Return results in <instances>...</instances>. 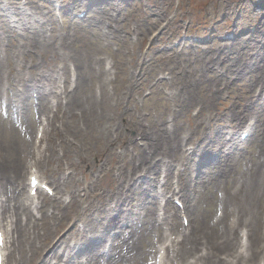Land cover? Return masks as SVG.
I'll return each mask as SVG.
<instances>
[{
  "label": "rangeland",
  "instance_id": "1",
  "mask_svg": "<svg viewBox=\"0 0 264 264\" xmlns=\"http://www.w3.org/2000/svg\"><path fill=\"white\" fill-rule=\"evenodd\" d=\"M0 1L6 3L10 0ZM31 1L41 9L23 8L22 3L25 2L24 7H28L30 0L20 1L23 11L22 30L16 33H0V59L4 57L5 50L11 60L10 67L13 68L11 80L17 82V85L52 83L57 87L68 83L72 87L77 81L78 69V77L84 82L80 99L81 96L90 97L93 91L97 90L95 85L107 82L109 90L114 88L122 97L120 106L109 108L108 115L113 123L117 124L119 132L134 139L136 147H132L131 143L126 145L133 154L137 172H142V168L147 169L150 177H157L165 172L166 168L160 166L159 160L148 166L135 156L136 153L143 152L149 159L163 155L151 151L146 142L137 135L140 132L136 131V127L150 129L149 132L154 133L163 126V121L170 118L173 119V128L180 134L194 135L195 131H198V134L205 135L198 144L186 145L189 150L199 146V151H196L194 156L184 162V159L177 155L172 162L168 179L171 189H177L179 193L174 173H183L185 169L184 176H189L188 185L191 184L189 190H186L188 194H185V201H191L189 214L194 217L190 222L191 236L193 230H196L193 238H199L202 231L209 232L215 224V213L219 214L216 213L218 217H223L220 212L222 210L217 206L221 197L225 196V193H232L238 187L245 177L243 173L248 172L247 166L257 158L262 129L264 132V0H108L104 6H94L92 13L88 12L89 14L82 19H76L75 15L87 8L83 4L93 1L95 3L96 0ZM56 4H64L66 7L58 8L56 14ZM71 4L76 6L73 12L68 8ZM258 34L260 38L245 40L248 35ZM32 35L34 41L28 42ZM186 39L191 43H183ZM34 47L41 57L37 55L31 60L29 51ZM208 58L212 60L207 61ZM2 60L3 63L0 60L1 83L6 87L9 67L5 59ZM106 60L113 64L108 70L105 69ZM92 66L95 68L94 74ZM63 69H67V74L63 73ZM80 70H89L92 74L85 77L87 74L81 75ZM139 76L142 77L141 84L133 89L130 82L136 83ZM158 79L165 82L155 85ZM59 90L62 96L63 88ZM2 94L1 97H4ZM253 95L262 97L257 101V107L253 103ZM51 96L52 94L48 96L49 110L43 113L35 111L41 104L38 94L35 91L29 92L28 100L25 101L27 105L23 109L24 119L26 118L23 127L22 124L18 125L14 115L0 111V159L8 156L9 149L12 148L18 153L14 159L16 161L13 160L16 165L22 167L29 164L30 157L26 156L24 142L27 143L34 137L35 125L42 112L47 135L40 144V149L45 150L49 144H53L56 151L54 153L60 154L63 137L73 140V145L78 147L80 155L70 154V157H73L70 161L74 162L72 168L80 169L78 178L81 181L83 175L87 174L90 178L92 176L89 171L92 165L97 163L96 155L99 150L106 155L109 153L104 151L107 144L106 135L101 133L96 125L75 135V127L82 126L79 107L74 103L68 110L69 105L60 101L62 109L55 114L54 106L57 101L50 105ZM200 96L204 99L207 97L206 109L202 107ZM254 108L263 116V119L259 118V123L257 121L259 124L257 130H253L251 126L253 124L251 114L244 115L246 112L255 111ZM12 111L15 112V108ZM53 114L56 120L50 124ZM237 117H240L239 120H236ZM133 121L138 122V125L133 124ZM27 123L30 124V127L28 126L30 134L24 135ZM249 128L250 136L245 141H240V133ZM219 146L226 147L220 149ZM229 147L236 149L228 153ZM72 148L75 149L74 146ZM115 151L114 149V153ZM86 153L89 157L86 158V162H82L81 159ZM261 155L264 158V147ZM127 161L128 158L122 155L115 163L122 166ZM125 166L129 167L128 164ZM152 170L158 172L151 174ZM69 172L70 170H67V173ZM40 174L45 182L53 186L52 181L57 177L56 165L53 163L48 166L47 171L45 168L40 170ZM93 175L95 177V174ZM161 178V182H165V178L163 176ZM150 180L153 184L157 182L154 178ZM24 183L26 185V181ZM84 183L88 186L90 180ZM94 184V188L100 184L106 187V177H103L102 183ZM152 189L157 190L156 187ZM135 190L133 196L140 195V192ZM148 194V198H151L152 192ZM163 195L165 197H157L155 206L165 204L166 199L174 206V197L170 200L172 193L164 190ZM49 198L46 196L45 200ZM37 203L38 206L43 205L42 199H37ZM138 209L133 212L141 216L145 214L143 209L141 211ZM45 210L47 213L51 212L50 204L45 206ZM154 210L155 207L152 209V217ZM226 211L230 216L236 214L230 203L227 204ZM35 215L39 217L40 213L37 214L35 211ZM146 215L151 218L149 214ZM230 216L226 217L228 222L231 220ZM169 218V222L178 228L180 219L172 222L171 217ZM6 220L9 221L7 218ZM36 222L38 229L35 233L29 231V235L23 239L21 249L23 245H28L27 243L37 245L39 242L36 234L43 233L40 227L42 221L39 219ZM46 223L51 229L56 227L60 232L57 237L69 232L67 231L69 225L61 222L60 217L55 221L49 216ZM57 223L60 225L56 226ZM12 227L9 224L10 241L13 236ZM126 229L127 236L131 229L130 227ZM237 231L244 233L245 229L241 227ZM170 237L174 239V236ZM151 239L149 237L143 243L145 251L149 250L147 243L152 242ZM54 245L52 238L46 240V246L52 248ZM256 245L257 242L253 241V246ZM260 246L264 250V243ZM122 251L125 254V246ZM6 252L8 256L5 264H15L14 260L19 257L18 251H13L8 245ZM47 252L48 249L42 258L48 256ZM24 254L29 257L32 253L24 250ZM37 256L38 254H34V257ZM188 259H191V255ZM55 262L57 260L51 259L52 264ZM141 262L142 264L150 262L148 254ZM246 264L263 263L259 259H247Z\"/></svg>",
  "mask_w": 264,
  "mask_h": 264
},
{
  "label": "bare ground",
  "instance_id": "2",
  "mask_svg": "<svg viewBox=\"0 0 264 264\" xmlns=\"http://www.w3.org/2000/svg\"><path fill=\"white\" fill-rule=\"evenodd\" d=\"M13 1V4L18 5L19 0ZM32 8L37 10L36 7ZM13 14L17 19L11 23L16 24L22 22V12L19 8L0 2L1 33L15 32L13 27H16V25L10 26L8 20V18H14ZM259 36L260 34L256 36L248 35L245 37V40L256 39L257 37L260 38ZM32 49L41 55L37 48L34 47ZM211 60V58L207 59V61ZM12 72L13 70L10 68L9 74L11 75ZM87 73H89V70H80L81 75ZM140 80V77L137 78V82ZM132 82L130 83V87L133 88ZM1 86L0 82V96L2 91ZM39 87L41 99L49 93H54L55 96L58 95L56 92L52 91V88L48 90V87L45 85H39ZM83 88L84 82L79 79L75 87L71 89L69 93H65L63 98L66 100V104L71 105L76 103L80 109V119L85 128L75 127V135L93 128L94 125H96L101 133H107V144L104 146V151L109 153L106 155L99 150L96 155L97 163L93 165L91 172V174L94 173V169H96L104 178L106 177L107 185L106 187L101 184L96 185L94 191L88 189V186L80 190V185L83 184V181L88 179L87 174L86 176L84 175L82 181L77 178V173L74 172V170L65 176L64 171L66 168L63 167V164L60 166L59 164L65 160L67 162V167L71 165V148L67 139L63 141L61 157L54 153L55 149L53 145H49L48 148L45 149V152L49 153L45 155L42 151L37 150L36 143L31 144L28 141L27 143L23 141L26 144V156L31 158V162L29 165L25 164L22 167L15 164L14 161L16 160L14 159H16L18 153L10 148L8 156H4L0 159V213L6 214L4 217L12 219L11 225L13 224L14 226L11 242L7 241V223L5 224L4 231L0 226V232L5 234V249L9 243L12 246V250H17L19 253V257L14 260L15 264H20V262H22V264H33V262L34 264H52L51 259L57 260L55 264H142L141 261L145 259L146 254L149 255L153 251L156 254L157 251L155 252L154 244L166 240L164 239L162 229L158 228L154 222L151 224L153 218L150 208L154 206V201L147 199L146 193L150 190L152 184L149 181H141L143 177L149 178L147 174L149 170L143 169V172L147 171L146 174L136 175L138 168L134 166L135 162L132 157L129 156L126 147L122 148L121 152L114 153V148L117 144H124L131 141V138H129L127 134L119 132V128L115 123H111L107 120L109 119L108 109L113 105L119 107V102L122 97L117 94V90L114 88H112L110 94L107 83L101 82L98 85L99 94H96L94 91L90 97L86 96L87 98H82L81 96L80 99V91H82ZM28 89H34V87H28ZM76 89L79 90V92H75ZM11 90L13 91L12 97L15 99H10L8 104H13V107L15 103L22 106L26 98H22L18 95L20 89L11 86ZM65 90L67 89L65 88ZM261 99L262 97H260V95H258V97L255 95L252 99L256 107L257 101ZM200 100L203 109H206L208 107L207 97L204 99L203 96H200ZM41 106L45 109V106ZM58 109L59 105L56 107V110ZM255 110H257V108ZM250 113L255 115L254 118L256 122L259 117L258 111L246 112L244 115L249 116ZM55 114H57V111ZM20 116L23 120L22 113ZM239 118L240 117H237L236 120H239ZM260 118L263 119L262 114ZM24 123H26V121H24ZM133 124L138 125V122L133 121ZM255 125L257 127L259 126V124ZM172 126V121H167L154 133L136 127V131L140 132L139 135L145 140L151 151L160 152L163 155L161 163H163L165 167L169 166L170 168L172 166L171 162L176 159L177 155L182 159H189L191 154L199 151V146H196L195 149L191 150V153L187 154L188 150L185 148L186 145L194 146V144L198 143L199 139L196 137L198 131H195L194 136L191 134L181 136ZM28 129L27 123L25 134H30ZM43 131L44 128L42 129V135ZM259 142L260 148L257 158L251 161V164L247 166L249 171L243 173L245 177L239 183L238 187L232 193H225V196L221 198V202L217 205L219 209L222 210L223 217L217 220V223H215L214 227L212 226V228H210L209 232L202 231L199 235L205 237V244L201 246V248L207 247L210 253L207 250V255H197V239L185 233L180 242L174 244L173 241L165 248V253L167 248L171 249L173 253V257L169 259L170 264L175 259H177V261L185 260L186 256L189 254L192 255V258L190 261L186 259L184 264H228V262H230V260L232 261L236 256L240 260L247 262L243 260L242 257L244 250H241L236 244L239 242L236 230L242 225L246 228L247 243H249V245L247 244V257L252 259L260 257V260L264 262V253H262V250H259L260 244L264 242V158L261 155L264 147L263 129ZM122 155L127 157L128 161L120 166L119 163H115V160ZM86 158L87 157L84 158V161H86ZM68 159L69 161H67ZM138 159L146 162L148 166L154 161L146 157L143 153L138 156ZM53 163H57L58 166L57 177L54 182L57 188H59V199L49 200L45 203H49L53 210L59 211L58 213L53 211L50 214L55 221L60 217L61 222L70 223V232L55 240L59 232L56 230V227L55 229H51L47 225L46 219L49 218V216L46 215L47 211L44 210V206H40L37 209L41 213L40 220L42 222L40 223V227L43 229V233L41 235L38 233L36 234V238L39 241L37 245L27 243L28 245H23L21 249L20 246L23 239L29 235V231L32 230L35 233L38 229L36 217L34 216V208H36L37 205H35V199L27 194L30 190L29 188L27 190L29 177L32 174H38L39 170L43 168L47 169V167ZM127 164L129 167L125 166ZM124 168H126V170H124ZM22 169H24L23 173ZM155 171L156 170H153V172ZM99 179L100 175H97L91 185L95 182H99ZM24 180L27 181L26 188ZM187 180L188 178H185L181 184L184 185ZM190 186L191 184L183 189L186 195L188 194L186 190H189ZM135 187L143 191L142 198L145 196V199H141L142 203L139 204V206L146 212L144 216L138 215L136 218L131 215L133 207L137 206L136 197H133ZM129 188L130 191L128 192ZM80 192H84L82 196H80ZM24 194L25 197L22 198ZM41 194L40 196L44 199ZM63 195H68L70 198L68 205H65L64 202L66 198L62 201ZM228 203H230V206L236 211V214H231L230 216V214L227 213L226 209ZM214 205H216V201H214ZM146 214L150 215V221L145 218ZM227 216L231 217L229 222L226 220ZM59 225L60 224L57 223L56 226ZM44 226L46 227L45 230ZM124 226H129L131 229L127 233V236L124 235ZM112 227L119 229L117 236L111 237L109 246L106 249L103 248L104 250L101 251L104 245L102 242L105 238L109 240V231ZM168 229L171 230L172 228L169 227ZM153 233H155L154 237L152 235ZM194 234H196V230H194ZM149 237L156 238V242H148L147 247L149 250L145 251L143 249V243H145V240L149 239ZM51 238L54 239L53 241L55 243L52 248L46 246V240H51ZM253 241L257 242L256 247L253 246ZM177 244L180 247L174 249ZM186 244L190 246L186 247ZM124 246L126 249L125 254L122 251ZM236 248H238L239 251H236ZM47 249V253L49 254L44 259L42 255ZM24 250L32 254L27 257L24 254ZM228 250H231V252ZM34 254H38V256L34 257ZM4 257L6 258V255H4ZM165 262H168L167 258ZM165 262H163V264ZM235 264H241V262L237 261Z\"/></svg>",
  "mask_w": 264,
  "mask_h": 264
}]
</instances>
